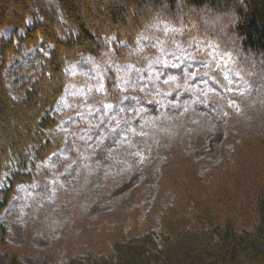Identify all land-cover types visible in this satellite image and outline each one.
<instances>
[{
	"label": "rangeland",
	"instance_id": "374dc122",
	"mask_svg": "<svg viewBox=\"0 0 264 264\" xmlns=\"http://www.w3.org/2000/svg\"><path fill=\"white\" fill-rule=\"evenodd\" d=\"M20 1L4 0L0 10L7 5L4 14L18 12ZM32 1L34 7L40 0ZM123 1L76 0L83 10L79 22L90 16L95 18L93 27L101 20L109 23L107 10L125 6ZM175 8L180 13V7ZM135 14L139 16L130 11L125 16L132 19ZM205 16L190 36L185 33L191 29L178 16L158 18L152 32H143L154 36V41L140 42L145 51H155V44L163 63L142 70L138 81L119 76L113 66L94 67L95 59L103 62L100 54L84 55L79 63L67 66L72 82L52 108L63 142L27 168L34 173L32 180L18 183L0 208V264H10L13 256L20 264H63L92 248L107 251L115 235L165 231L188 223L209 199L217 197L222 203L224 196L234 197L241 189L245 193L251 186L256 168L249 164L252 157L246 150L253 145L248 139L255 142L262 136L264 125L253 126L242 136L232 122L244 102L264 100V80L248 81L240 62L246 54L217 38L223 13L206 11ZM31 21L29 17L26 23ZM6 27L11 30L2 38L14 35V28ZM74 33L78 32L65 26L56 29L61 38ZM132 40L123 45L113 42L112 47L121 61L138 60L143 65V53L132 55L136 47ZM170 42L175 55L165 52ZM36 52L29 48L11 56L0 71L14 98L20 97L15 87L24 80L25 67ZM175 75L187 79H169ZM54 78L39 86V96L54 90ZM210 97L223 102L225 119L200 122L196 113L212 116L220 110ZM13 109L24 111L21 106ZM18 128L25 133L24 124ZM32 130L38 136L39 129ZM30 137L25 150L35 143L36 136ZM7 155L13 157L11 150ZM242 164L249 166L244 173ZM4 184L0 177V189ZM170 216L171 222L166 221Z\"/></svg>",
	"mask_w": 264,
	"mask_h": 264
},
{
	"label": "trees",
	"instance_id": "16d2710c",
	"mask_svg": "<svg viewBox=\"0 0 264 264\" xmlns=\"http://www.w3.org/2000/svg\"><path fill=\"white\" fill-rule=\"evenodd\" d=\"M3 1L0 0V4ZM75 1L40 0L33 7L32 0H21L18 12L4 14L7 5H2L4 13L0 10V26H12L15 30L10 38L0 35V71L11 56L29 48L37 50L25 67L24 80L15 87L19 98L11 95L0 74V138L5 139L4 142L0 140V177L5 183L0 189V208L10 200L18 183L32 180L34 173L27 168L63 142L62 132L57 129L59 119L51 114V109L69 81L66 66L81 56L77 53L86 51L98 56L101 49H107L106 39L112 33L117 34V41L123 38L125 41L133 39V42L139 28L147 24L142 33L152 32L158 18L178 16L185 21L192 11L190 6L200 8L209 4L214 10L209 13L214 15L235 5L242 20L236 29L241 37L240 44L234 48L246 54L242 61L247 67L253 69L255 62L264 68V58H260L264 53V0H243V4L239 0H124L125 6L118 4L111 10L106 9L110 13L109 23L96 20L97 28L93 27V17L87 16L79 22V13L83 10ZM161 5L166 9H160ZM177 6L180 13L174 12ZM129 11L138 12L139 16L127 18L125 13ZM29 17L31 24L26 23ZM211 20L217 28L215 18ZM197 21L200 23L199 17ZM63 26L78 33L72 38L58 37L56 29L62 30ZM95 28L99 30L96 32ZM19 29H23L22 34L18 33ZM53 77L54 90H44L39 96V86ZM253 100L244 102L242 113L233 116L232 127L242 136L249 135L253 126L264 125V100L260 102V97ZM15 106H21L24 111L13 109ZM20 124H24L25 133L18 128ZM34 128L40 130L38 136ZM31 135L36 136L35 143L31 142L34 145L25 150L24 142ZM261 135L255 142L248 139L253 146L246 152L251 155L249 164L256 171L245 193L241 189L234 197L224 196L222 203L217 197L209 199L204 210L190 215L192 221L178 223L165 231L146 229L136 235H115L109 250L92 248L63 264H264V134ZM10 150L12 158L7 157ZM248 167L242 164L241 171L244 173ZM210 206L215 208L211 210ZM172 218L166 221L171 222ZM10 264H20L17 256L11 258Z\"/></svg>",
	"mask_w": 264,
	"mask_h": 264
},
{
	"label": "clouds",
	"instance_id": "9594fccd",
	"mask_svg": "<svg viewBox=\"0 0 264 264\" xmlns=\"http://www.w3.org/2000/svg\"><path fill=\"white\" fill-rule=\"evenodd\" d=\"M239 3L243 4V0H239ZM163 6V5H162ZM192 7V11L189 12V14L185 18V25L186 27L190 28L191 30L185 33V36H190L192 34V31H197L199 30L200 23L197 21L196 16H199L200 21H205V12H214V10L210 7L209 4H204L201 6L199 9H197L195 6H190ZM195 13V15H193ZM223 17L224 21L222 22V26L219 30V34L217 35V38L220 39L223 37L221 42L228 46V47H239L241 37L239 36L238 32L236 31L237 25L241 22L242 17L240 16L239 12L237 11L235 5H231L227 7V9L223 12ZM147 24L143 25V29L147 28ZM142 28H139L136 33H135V43L136 47L132 49V55L138 56L139 54L143 53V65L140 64V62L137 61H121L118 59L112 44L113 42H116L118 40L117 34L112 33L111 35L108 36V41L109 43L107 44V49H101L100 50V55L104 57L103 62L101 63L100 61H97L95 59L94 62V67H101L103 68L105 65L108 66H113L114 69L117 71L118 75L121 77H127L131 78L133 80H140V72L144 69L151 68L153 65H157L160 63H163V61L160 59V56L163 55L162 52H160V49L153 44V48H155V51H145V46L142 45L140 42L142 40H149V41H154V36H150L147 34H142L143 31ZM10 28L6 26H0V35L7 36L8 32H10ZM123 35V32H122ZM176 40L179 39V37L175 38ZM16 43L15 38L13 39V44ZM118 43L120 45L125 44V40L123 38L119 39ZM175 48V44L170 42L166 49L165 52H169L172 55H175L173 49ZM77 55H87V56H92L93 54L91 52H86L84 51L83 53H77ZM194 60L198 59L197 57L193 58ZM76 63H79V60L75 61ZM247 62V61H246ZM169 66L173 67V63L169 62ZM187 67V66H186ZM250 75L253 74V72L249 73ZM152 79H155V77H152ZM169 79L173 80L174 82L179 80V81H184L187 79L186 76H184L182 79L181 77L178 76H170ZM264 80V71H262L258 76H257V81ZM127 82V81H124ZM179 86V85H178ZM173 91H176V88L172 89ZM141 99L149 100V99H154L150 97H141ZM213 103L217 105V107L220 109L218 112L213 111L212 116H209L207 112L204 113H196L198 117L201 118L200 122H208L210 121L213 117L218 118V119H225L224 116V107H223V102L222 101H217L215 97H210ZM200 103H205L204 101H200ZM196 123L197 121H193ZM191 131V130H190Z\"/></svg>",
	"mask_w": 264,
	"mask_h": 264
},
{
	"label": "bare ground",
	"instance_id": "6f19581e",
	"mask_svg": "<svg viewBox=\"0 0 264 264\" xmlns=\"http://www.w3.org/2000/svg\"><path fill=\"white\" fill-rule=\"evenodd\" d=\"M253 69L255 70V79H257V76L262 72L264 71V68L261 64H258V63H255L254 62V66H253Z\"/></svg>",
	"mask_w": 264,
	"mask_h": 264
}]
</instances>
